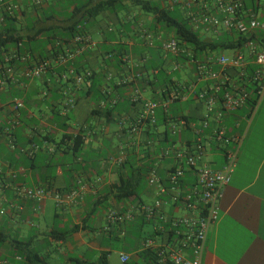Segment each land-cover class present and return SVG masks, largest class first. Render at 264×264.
<instances>
[{
    "label": "crops",
    "instance_id": "1",
    "mask_svg": "<svg viewBox=\"0 0 264 264\" xmlns=\"http://www.w3.org/2000/svg\"><path fill=\"white\" fill-rule=\"evenodd\" d=\"M15 2L25 11L28 0ZM54 2L43 0L42 4L46 8ZM259 3L258 14L264 19V0ZM163 5L182 8L181 1L175 0ZM123 8V16H119L120 11L104 12L90 21L87 32L92 48L73 62L80 73L92 70L97 74L95 81L101 85L97 94L83 84L58 81L51 74L39 81H26L20 76L21 70L0 89V126L11 130L15 143L12 149L5 137L0 138V264H27L18 247L37 253L49 264H73L74 259L91 263L104 254L108 262L106 241L114 237L123 242L119 253L129 254V263L136 262L132 243H125V237L134 221L142 219L136 216L132 221V197L116 201L120 196L116 185L131 174L128 161L135 142L141 144L147 130L144 127L137 136L129 132L142 106L141 101L130 98L132 90L138 89L143 99H158L157 71L146 74L143 65H163L170 74L176 63L164 54L158 40L171 35L138 8L132 9L127 2ZM113 28L118 30V38H110ZM93 35H99L96 41ZM204 38L215 37L207 34ZM109 55L123 64L118 68L116 61L109 62ZM177 65L192 72L185 80L175 79L179 87L192 84L197 91L209 85L198 82L194 67ZM42 91L49 93L42 97ZM108 94L118 100L111 120L95 114L99 102L105 100L101 96ZM187 97L181 101L187 103L186 108L178 110L176 116L187 115L198 123L204 105L193 94ZM13 98L24 104L18 114L11 110ZM69 98L75 100L73 109L67 108ZM250 111L248 103L223 122L228 136L240 135L243 141L219 202L218 220L208 231L202 264H264V94L251 117ZM78 134L83 143L74 150L73 139ZM182 135L183 143L177 146L196 140L191 130ZM203 143L207 145V140ZM224 162L222 149L207 147L205 165L220 169ZM158 164L164 175L166 163ZM18 186L43 188L63 198L72 191L78 194L61 205L54 194L38 203L15 194ZM143 197L147 202L140 203L154 201L150 189ZM110 213L121 220L110 222Z\"/></svg>",
    "mask_w": 264,
    "mask_h": 264
},
{
    "label": "built area",
    "instance_id": "2",
    "mask_svg": "<svg viewBox=\"0 0 264 264\" xmlns=\"http://www.w3.org/2000/svg\"><path fill=\"white\" fill-rule=\"evenodd\" d=\"M15 1L0 0V22L3 15L11 16L20 11ZM31 3L39 7L43 0H31ZM181 6L195 30L211 31L214 34L237 33L242 36L264 33V19L258 12L246 8L244 0H212L210 4L207 0H182ZM79 29L81 28L78 27ZM158 40L161 50L166 54L176 56L183 52L177 41L172 38ZM149 45H153L152 41H149ZM72 46L73 49H66L64 54L56 58V65H67L77 55L91 49L92 41L86 34H77L73 38ZM245 49V54L235 52L229 58L220 55L215 59L194 63L198 82L209 84L198 93V100L203 103L205 112L199 125L189 124L196 136L194 143L167 148L158 154V163L167 165L163 177L158 172V163L148 171L146 180L148 188L154 194V201L152 204L137 203L132 206V221L139 216L145 223L151 224L153 229L134 248L137 259L133 264H202L207 234L218 220L219 202L230 182L243 141L240 135L228 136L223 122L228 114L250 102L252 96L247 90L249 84L253 85L251 91L255 99L249 117L254 115L264 94V42H250ZM10 60L11 57H5L6 64L0 65V89H3L8 81L14 80L15 70L7 64ZM248 63L256 67L250 78L245 74ZM51 66L50 61H42L34 67L21 70L20 76L28 81L39 80ZM177 66L176 64L174 70L178 69ZM213 66H217L218 71H214ZM89 76L90 73L77 74L74 69L68 68L61 75L60 81L67 83L72 79L76 85H81ZM194 87H189V94L195 92ZM43 95L45 96V93ZM187 98V95L178 93L167 102L142 100L139 90L134 89L130 99L132 102L142 100V106L141 113L131 125L130 133L137 136L144 127L154 126L158 109L166 111L172 101H185ZM115 104V99L102 100L98 109L104 110ZM67 106L74 108V100L69 99ZM23 108L24 104L19 98L12 99V112L18 114ZM184 126L185 123L181 121L173 124L171 129L175 133ZM1 135L6 137L8 145L14 149L11 130H2ZM204 139L207 140L208 146L204 145ZM229 146H232V149H229ZM207 147L223 150L225 162L220 169H213L204 164ZM121 161L119 160L120 163ZM14 193L38 203L46 196L54 194L56 202L60 205L72 201L78 194L72 191L63 198L50 190L22 186L14 188ZM108 218L110 222L121 220L114 213H110ZM142 255L144 258L139 261ZM119 257L121 264H128L130 261L127 253H120Z\"/></svg>",
    "mask_w": 264,
    "mask_h": 264
},
{
    "label": "trees",
    "instance_id": "3",
    "mask_svg": "<svg viewBox=\"0 0 264 264\" xmlns=\"http://www.w3.org/2000/svg\"><path fill=\"white\" fill-rule=\"evenodd\" d=\"M165 1L166 0H55L54 4L44 8L43 4L36 7L32 5L31 0H28L25 11L20 10L19 12H14L11 16H2V22H0V65L6 64L4 61L5 57H11V60L7 62V64L13 67L15 71L34 67L42 61H50L52 65L51 69H48L39 80L51 74L55 76L56 80L60 81L61 75L66 72L68 68L74 69L77 74L86 73H80L78 68L73 66L75 58L65 66H58L54 62L59 55L64 54L66 49L70 50L74 48L72 46V41L75 35L82 33L88 35L87 29L90 21L95 20L104 12H115L117 14L119 10L124 9V2L138 8L142 13L150 14L153 17L154 23L162 26L169 35H171L169 38L177 41L179 48L183 51L182 53L176 56L164 53L168 56V59L176 64H188V66L196 68L194 63L213 59L215 56L213 54L214 52L235 50V52L245 54V48L248 43L264 42L263 32L242 36L237 33L222 32L221 34H214L211 31L195 30L182 8L164 6L163 4ZM211 1L212 0H207L208 4H210ZM259 1L260 0H244V3L246 8L258 12L260 5ZM57 9L59 12H57ZM192 9L193 11L195 10V8ZM78 27L81 29L78 30ZM207 34H212L215 38H204ZM232 37L235 38L231 39ZM109 59V62L116 61L118 68L123 64L121 60H116V56L112 57L109 55ZM251 59L252 58H250V60ZM53 63L55 64L54 66ZM147 63L148 61L146 64ZM141 69L146 74L157 71L156 75L158 76L156 77V84L159 88V95L158 99L151 98L150 100L167 102L178 93L180 95H188L189 87L193 86L190 84L182 88L181 86L179 87L178 81H176L174 77L176 70L171 71L169 74L164 70L163 65L156 66L148 63V65H143ZM212 69L218 71L219 68L213 66ZM255 70L256 67L248 63L245 67L246 76L250 78ZM87 73H90V76L86 77L82 84L90 92L94 90L97 94L96 88L101 86L98 80L95 81V79L98 78L97 74L92 70H89ZM69 83L75 84L72 79H69L66 84ZM247 90L252 96L249 102V104L252 105L255 101L254 93L251 91L253 90V85L249 84ZM200 91L201 89L195 90L193 93V96L197 100ZM43 93H45L46 96L49 92H41V96L45 97ZM191 95L192 94H190V96ZM111 96V94L105 97L102 95L100 99L102 100L104 98L108 101L115 99L116 104L104 110L98 109L95 113L106 120H111L113 113L117 110V97ZM69 99L74 100V98ZM139 101H141L142 105V100ZM176 102H181V100L177 99L169 103L166 111L159 109L160 111L157 113L156 123L152 127H147L142 137V143L138 144L135 142V146H137L132 151V159L128 161L130 164L128 168L132 169L131 174L126 178H120L119 183L116 185V194H120V196L116 197V201L135 197L137 188L140 183L145 180L144 177H147L148 171L158 163L157 156L160 151L177 147V145L183 143L182 132L192 131L189 124L199 125L200 121L196 123L195 120L187 115H170L169 107ZM134 121H132L131 125ZM181 121L185 123V126L173 133L171 126ZM131 125L129 127V132ZM160 128H162V130H159ZM4 129H6V127L0 126V131ZM3 137L5 136H0V138ZM185 142L187 145L192 144V140H186ZM82 143L83 137L78 134L73 139L72 147L74 150H77ZM158 172L160 176L162 174L161 177H163V173H161L160 170H158ZM18 249L27 264H49L45 259H41L37 253L26 251L21 247H18ZM143 258L144 255L140 256L139 261ZM72 261L73 264H108L107 254L101 255L96 262L88 263L78 259ZM128 264L132 263L130 262Z\"/></svg>",
    "mask_w": 264,
    "mask_h": 264
},
{
    "label": "rangeland",
    "instance_id": "4",
    "mask_svg": "<svg viewBox=\"0 0 264 264\" xmlns=\"http://www.w3.org/2000/svg\"><path fill=\"white\" fill-rule=\"evenodd\" d=\"M172 1L174 0H166L167 4H170ZM177 1H182V0H175ZM132 9H137L136 7L132 6ZM120 12L118 13L119 16H123L125 15L126 11H122L119 10ZM144 15L148 16V17H152L150 14H146L143 13ZM126 30V29H125ZM118 31V30H117ZM114 28H113V34L110 35L112 37H116L118 38V32H117ZM99 35H93V39L94 41H96V39H98ZM235 37H232L231 39H234ZM215 56H220V55H224L225 57H232L235 54V50H226V51H218V52H214L213 53ZM214 56V57H215ZM178 69L175 71L174 73V77L177 80H185L188 78V75H192V72L189 70V68H183V66L178 65L177 66ZM173 68V66H171V69ZM187 106V103L184 102H176L170 105L169 107V113L170 115L174 116L178 114V110H184ZM159 130H162V128H160ZM144 181H142L140 183V185L137 188V192H136V196L132 198V206H135L140 200L143 202H147V200L143 197V194H145V192L147 190H149L148 185L146 183V177H144ZM152 225L148 224V223H142L141 220H136L134 221V224H132V228L127 230V234L125 237V243H132V249L135 248L137 242H139L141 240V238L146 237L147 235H149L152 231ZM108 243V248L110 249V253L108 256V264H121L120 263V251L122 250V246H123V242L121 239H116V237H114L111 241H106Z\"/></svg>",
    "mask_w": 264,
    "mask_h": 264
}]
</instances>
